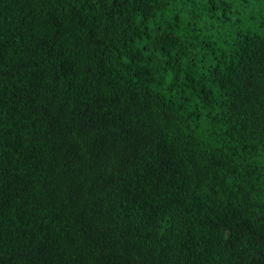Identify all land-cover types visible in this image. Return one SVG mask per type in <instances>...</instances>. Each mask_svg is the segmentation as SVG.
Segmentation results:
<instances>
[{"label":"trees","instance_id":"16d2710c","mask_svg":"<svg viewBox=\"0 0 264 264\" xmlns=\"http://www.w3.org/2000/svg\"><path fill=\"white\" fill-rule=\"evenodd\" d=\"M0 264H264V0H0Z\"/></svg>","mask_w":264,"mask_h":264}]
</instances>
